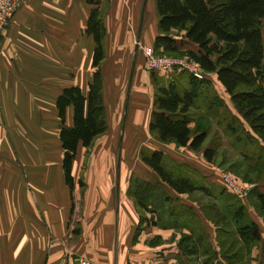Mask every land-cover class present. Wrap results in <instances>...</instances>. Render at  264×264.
<instances>
[{
    "label": "crops",
    "instance_id": "obj_1",
    "mask_svg": "<svg viewBox=\"0 0 264 264\" xmlns=\"http://www.w3.org/2000/svg\"><path fill=\"white\" fill-rule=\"evenodd\" d=\"M91 1L21 0L4 33L0 48V264H69L77 257L98 264H264V212L254 192L241 199L222 193L220 182L203 180L198 185L211 195L204 189L181 194L145 163L128 170L92 164L82 171L74 164L73 189L67 184L56 102L65 88L77 86L86 93L92 81L96 44L85 31L91 8L103 7L105 0ZM129 2L134 8V1ZM151 2L154 9L155 0ZM121 20L116 23L124 30ZM157 25L158 20L151 32L142 27L141 42L154 45ZM109 34L102 73L111 57V69L124 72L128 66L127 76L135 75L134 84L126 87L130 100L127 96L125 105L122 99L121 109L129 110V125L142 126L152 137L149 123L155 90L150 97L148 85L153 79L143 64L134 63L131 69V58L127 66L121 62L124 45L119 43L129 39L125 32L118 31L114 47L108 45ZM188 43L185 40V46L195 49ZM209 77L219 83L216 75ZM144 80L150 83L146 87ZM132 93L137 94L134 101ZM213 113L211 121L216 122L219 116L216 110ZM73 116L69 107V127ZM124 120L120 116L117 124L123 126ZM137 139L142 147L163 152L164 160L167 155H181L191 158L190 164L197 158L188 148L155 139L147 143L146 136L144 141ZM224 140L233 147V138L226 134ZM209 147L208 137L204 149ZM197 153L203 158L202 152ZM132 178L156 188L147 209L129 193ZM260 186L264 187V180ZM238 211L243 215L240 224ZM250 223L258 226L261 240L247 248L237 228Z\"/></svg>",
    "mask_w": 264,
    "mask_h": 264
},
{
    "label": "trees",
    "instance_id": "obj_2",
    "mask_svg": "<svg viewBox=\"0 0 264 264\" xmlns=\"http://www.w3.org/2000/svg\"><path fill=\"white\" fill-rule=\"evenodd\" d=\"M89 3L93 4L91 0ZM155 6L158 35L154 50L186 55L205 73L216 75L246 121L244 126L239 123L235 126L233 116H228L227 130L233 135L237 149H242L238 152L243 162H251L252 165H247L249 169L253 173L258 172V176L250 181L256 183L253 192L264 212V187L260 186L264 180V0H155ZM85 32L92 36L96 44L92 60L95 72L89 90L85 93L77 86L65 88L56 102L61 122L63 167L71 189L74 186L73 161L79 147L91 148L107 127L101 68L106 57V30L97 8L92 9ZM185 40L195 45V49L182 52L187 44H184ZM187 85L181 87L179 79L158 85L149 131L160 143L202 152L203 159L212 163L217 156L216 151L213 147L204 149L212 131L211 122L208 123L207 119L211 121L215 116L213 110L218 113L222 102L209 78L199 80L190 75ZM69 107H73L74 111L70 127L66 125ZM142 157L143 162L177 192L189 194L204 189L211 195L206 187H200L199 181L183 169L167 167L163 152H143ZM222 188V193L228 192L223 185ZM155 189L153 185L132 178L129 193L136 198L139 206L147 209ZM236 216L240 224L243 219L241 211ZM222 220L226 222V219ZM237 234L247 248L261 240L255 223L240 225ZM235 256L238 262L240 251Z\"/></svg>",
    "mask_w": 264,
    "mask_h": 264
},
{
    "label": "rangeland",
    "instance_id": "obj_3",
    "mask_svg": "<svg viewBox=\"0 0 264 264\" xmlns=\"http://www.w3.org/2000/svg\"><path fill=\"white\" fill-rule=\"evenodd\" d=\"M119 1L120 0H118V2ZM132 1H134V8L131 6V2H129V0H121L119 3H117V0H105L103 7H97L100 16L104 20V26L106 19L108 27L107 29L105 27L106 35L107 31L110 32L107 40L108 45L110 47L113 45L114 47L116 43L115 38H117L116 34L118 33V31L125 32V37L128 36L127 38L129 39L128 41L124 40V43H119L124 45L121 54H119L123 55V60L121 62L125 61V65L127 66V61L131 58V69L133 68L134 63L135 65H137L138 63L139 65L143 64L144 70L149 74V77L154 80L152 85H148V87H150V97H153V90H155L156 93V88L158 87V85L166 84L171 79H179L180 86L187 87V79L191 75V72L186 67L178 66L170 72L153 73L148 72L146 70V50L148 48H152L154 54L158 57H171L181 61L184 60L185 62L186 60L187 62H189V57H187L186 55L164 53L162 51L156 52L153 46L146 45L141 42L143 40H141L139 35L142 31V27L146 29V32H151L153 31V24H155L158 20L157 14L155 12L156 6L153 9L151 2L152 0H144L143 2H136L137 0ZM118 5H120L121 7L119 8ZM120 18L122 19L121 21L124 23V30H119L120 28L116 23L119 22ZM110 20L113 23L109 22ZM137 22L138 25L136 26ZM109 25L112 26V29L109 28ZM134 40H137L135 45L132 44ZM183 48L184 49H182V52H186L187 49H190L191 47L187 45ZM112 59L114 58H109L110 62L105 63L104 75L102 73V93L107 118L106 131L95 140L91 148L87 149L83 146L79 147L77 156L73 161V165L76 164L78 166L77 169H81V171L83 170V168L85 169V167L92 164L123 166L127 170L132 167L142 165L144 163L142 157L143 152L150 153L152 152V150L147 147H142V140L137 139L138 136H140L141 138L143 137V141L146 136V139L148 140L147 143H154L153 139L157 140L156 136L152 133H150L152 137L147 136L145 129H143L142 126L137 127V129L126 122L128 119L127 116L129 110L124 107V110L122 111L121 101L123 99L126 102L125 105H127V102H129L126 101V99L127 96L129 99L131 91L130 93L127 92L126 94V87L129 88V85L134 84L133 78L135 75L130 72L127 76L126 68L128 66L126 68L124 67V72L121 70L111 69ZM94 72L95 70L93 69V75ZM209 76L210 74L207 73L206 78L210 79V82L214 87L215 93L222 102L221 107L218 109V121L212 122L207 119V122H211L212 126V131L209 135V142L211 143V147H213L216 151L217 156L215 157L212 163H208L205 159L202 158L201 153L193 152L194 156L197 158H194V161L192 160V163L189 164L187 160L191 158L186 159L181 155H178V157L167 155L164 160V163L168 167L175 166L179 169H183L185 173L187 172L189 175H191L194 179L198 181L204 180L213 184L220 182L219 176L216 174V170H214L215 168H219L221 170L230 171V173L233 174L236 179L242 183L255 185L256 183L251 182L250 179H254L256 176H258V172L253 173V171L247 166V163L243 162L238 152L242 151V149L239 150V147L237 149L234 142V137H232L233 135L231 136L230 132L227 130V120H229L227 119L228 116H230V118H232L233 116V119L235 120L234 122H236L234 124L235 126H237L238 123L240 126H244L247 123L243 119L242 115L238 113L237 109L235 108V105L232 102L231 97L227 94V92L224 91V88L219 83H217L216 80H213V77ZM148 83H146V81L144 80L143 87H146ZM105 88L106 93H104ZM88 90H86V93L88 92ZM136 95V93L131 94L132 101H134L135 97H137ZM193 113L196 114V111L194 110ZM120 116L125 118L123 126L117 124V120L120 118ZM225 117L226 120H224ZM230 125L231 124L229 122V128H231ZM226 134L229 137L233 138V147H231L227 142L225 143L224 135ZM116 137L118 138V142L116 141ZM216 147L218 148L215 149ZM104 150L107 154L106 156H104ZM156 151H158V149ZM83 175L84 173L81 172L80 176L83 177Z\"/></svg>",
    "mask_w": 264,
    "mask_h": 264
},
{
    "label": "built area",
    "instance_id": "obj_4",
    "mask_svg": "<svg viewBox=\"0 0 264 264\" xmlns=\"http://www.w3.org/2000/svg\"><path fill=\"white\" fill-rule=\"evenodd\" d=\"M21 6V0H0V48L1 42L5 31L11 24L15 14ZM147 63L146 70L148 72H170L178 66L186 67L190 70L191 75L199 80H204L207 77V73L200 69L190 58L189 62L184 60H178L171 57H158L154 54L152 48L146 50ZM185 64V65H184ZM216 174L219 176L220 183L231 194L244 199L248 198L251 192L254 190L255 185L242 183L236 179V177L230 173V171L221 170L215 168ZM69 264H98L94 261L85 258H72Z\"/></svg>",
    "mask_w": 264,
    "mask_h": 264
}]
</instances>
